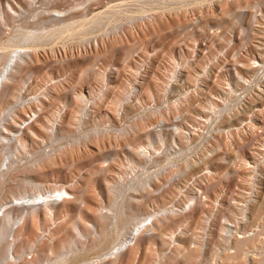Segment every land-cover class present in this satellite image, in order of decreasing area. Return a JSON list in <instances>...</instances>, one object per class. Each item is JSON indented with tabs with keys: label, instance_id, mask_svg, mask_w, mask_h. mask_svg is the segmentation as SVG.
Here are the masks:
<instances>
[{
	"label": "rangeland",
	"instance_id": "obj_1",
	"mask_svg": "<svg viewBox=\"0 0 264 264\" xmlns=\"http://www.w3.org/2000/svg\"><path fill=\"white\" fill-rule=\"evenodd\" d=\"M11 57L0 264H264V0H0Z\"/></svg>",
	"mask_w": 264,
	"mask_h": 264
},
{
	"label": "bare ground",
	"instance_id": "obj_2",
	"mask_svg": "<svg viewBox=\"0 0 264 264\" xmlns=\"http://www.w3.org/2000/svg\"><path fill=\"white\" fill-rule=\"evenodd\" d=\"M12 55V54H11ZM13 56V55H12ZM14 56L16 57V55L14 54ZM15 57H13L14 59H15ZM12 58V57H11ZM11 58H9L8 59V62L6 63V66H5V68H4V70L2 71V73L0 74V77L2 78L3 77V79H1L0 78V86H1V83L4 81V75H6V73H7V71H6V69H8L12 64L11 63H13L14 62V59L12 60ZM10 61H12V62H10ZM9 64H10V66H9ZM8 67V68H7ZM10 69H11V67H10ZM2 81V82H1ZM30 200H33V199H30V198H25L24 199V201H26V202H29ZM36 200H41V201H43L44 202V199H42L41 197L40 198H38L37 197V199ZM35 200V201H36ZM37 201V202H38ZM40 202V201H39ZM140 227H137V228H135L132 232H131V234H130V236L127 238V239H125L120 245H119V247L120 248H124V247H126L127 245H129L130 244V241H131V239H133L136 235H138L139 234V232H140Z\"/></svg>",
	"mask_w": 264,
	"mask_h": 264
}]
</instances>
